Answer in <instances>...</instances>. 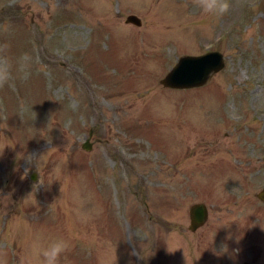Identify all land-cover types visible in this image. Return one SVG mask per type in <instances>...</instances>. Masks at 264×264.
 I'll return each mask as SVG.
<instances>
[{
  "label": "rangeland",
  "instance_id": "obj_1",
  "mask_svg": "<svg viewBox=\"0 0 264 264\" xmlns=\"http://www.w3.org/2000/svg\"><path fill=\"white\" fill-rule=\"evenodd\" d=\"M208 51L224 67L205 84L159 82ZM5 59L0 264H24L37 236L68 242L60 264H211L188 209L229 199L251 214L224 243L264 264V0L222 16L194 0H0Z\"/></svg>",
  "mask_w": 264,
  "mask_h": 264
},
{
  "label": "water",
  "instance_id": "obj_2",
  "mask_svg": "<svg viewBox=\"0 0 264 264\" xmlns=\"http://www.w3.org/2000/svg\"><path fill=\"white\" fill-rule=\"evenodd\" d=\"M125 23L140 26L141 19L135 14H129L125 18ZM224 67V58L219 51H208L201 55H182L177 58L175 65L169 69L166 75L160 79V83L165 87L171 88H190L205 84L212 74L220 71ZM91 143L85 139L82 143L84 149H89ZM264 158V157H263ZM35 180V176L30 177ZM264 201V186L256 194ZM202 203H194L189 207L190 225L189 230L195 231L196 228L204 224L207 214ZM248 264V263H245Z\"/></svg>",
  "mask_w": 264,
  "mask_h": 264
},
{
  "label": "flooded vegetation",
  "instance_id": "obj_3",
  "mask_svg": "<svg viewBox=\"0 0 264 264\" xmlns=\"http://www.w3.org/2000/svg\"><path fill=\"white\" fill-rule=\"evenodd\" d=\"M257 193L254 194L256 197L255 199L259 200V203H258L259 206L264 207V201L256 196ZM195 203L204 204L203 207L206 210V214H207V217H206L204 224H202L201 226L196 228L195 231H192L195 233L196 231H199L200 229L206 228L205 230H203L201 232L202 236L200 235V238L206 237L208 239V243H206V245L204 244L206 246V249L208 252L205 251V253L203 254L202 257L204 258L206 256L207 259H210L211 264H245V263L254 264L253 262L255 261V259L253 258V256L245 255L242 257V250L239 248H236L235 247L236 244H227V243H224V241H223V240H225L226 236H228V235L233 236V233L230 234V232L228 231V228H234L235 227V229H236V228L242 227L243 222H241V219H239L233 215H236L237 213L241 212L243 209H245L243 211H245L246 217L249 214H251L248 212V208L246 205L248 202H245V203L241 202L242 203L241 204L239 201H236L235 199H229L228 201L224 202L223 206H220V204L215 205V203L207 205L206 203H204L202 201L201 202H195ZM215 213H218V215L225 214L226 217L224 218V220H219L218 218L220 216H218L217 221H215L213 223V222H211V219H212V217H214ZM188 217H189V209H188ZM254 218L253 219L250 218L249 225H252ZM233 219H236V220L232 222ZM189 225H190V218H189ZM189 225L187 227L188 229H189ZM249 225H247V226H249ZM219 235L221 237L223 235L224 237L219 238ZM249 235H250V233H249ZM259 239L260 238L257 237L254 240L255 241V242H253L254 245H257V244L260 245V243L257 242V241H259ZM212 240L217 241V243L212 242ZM251 241H252V239H251ZM225 248L227 250H225ZM257 250H258V247L254 246V248L250 250L251 254L253 253V251L255 252ZM240 257L241 258L245 257V258L241 260Z\"/></svg>",
  "mask_w": 264,
  "mask_h": 264
},
{
  "label": "clouds",
  "instance_id": "obj_4",
  "mask_svg": "<svg viewBox=\"0 0 264 264\" xmlns=\"http://www.w3.org/2000/svg\"><path fill=\"white\" fill-rule=\"evenodd\" d=\"M194 2L206 14L222 16L229 11V0H194ZM10 75V64L6 59L0 60V87L8 82ZM68 249L69 244L63 238H56L43 243L41 238L37 236L24 264H60L61 256ZM225 250L227 249L225 248Z\"/></svg>",
  "mask_w": 264,
  "mask_h": 264
}]
</instances>
